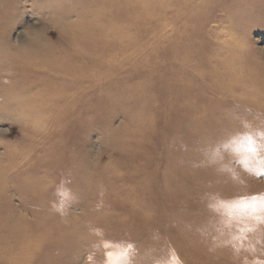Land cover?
<instances>
[{
  "label": "rangeland",
  "instance_id": "rangeland-1",
  "mask_svg": "<svg viewBox=\"0 0 264 264\" xmlns=\"http://www.w3.org/2000/svg\"><path fill=\"white\" fill-rule=\"evenodd\" d=\"M262 131L264 0H0V264H264Z\"/></svg>",
  "mask_w": 264,
  "mask_h": 264
},
{
  "label": "snow or ice",
  "instance_id": "snow-or-ice-1",
  "mask_svg": "<svg viewBox=\"0 0 264 264\" xmlns=\"http://www.w3.org/2000/svg\"><path fill=\"white\" fill-rule=\"evenodd\" d=\"M244 127L247 129L249 126L245 124ZM258 135L261 139H264V131L259 132ZM230 139H239L244 142L247 153H255L257 151L252 134L248 131L239 133L237 136ZM214 154H216L215 151ZM244 160H247V156L244 157ZM259 162L264 165V158ZM257 201L264 203V196L238 197L232 201H222V203L231 205L232 212L228 214L229 219L232 218V214L234 213L239 220L255 210V204ZM239 230L243 231L242 228ZM100 246L104 249L105 258L103 264H126L127 251L128 248L131 247L130 245L123 242L105 240ZM159 264H171V260L168 259L161 261Z\"/></svg>",
  "mask_w": 264,
  "mask_h": 264
}]
</instances>
